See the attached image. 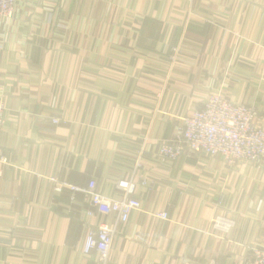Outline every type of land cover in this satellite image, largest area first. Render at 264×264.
I'll return each mask as SVG.
<instances>
[{
    "label": "crops",
    "instance_id": "crops-1",
    "mask_svg": "<svg viewBox=\"0 0 264 264\" xmlns=\"http://www.w3.org/2000/svg\"><path fill=\"white\" fill-rule=\"evenodd\" d=\"M211 94L264 130V0H18L0 23V264H100L82 253L100 221L106 264H252L264 159L157 155ZM121 179L140 209L115 224L82 190L120 199ZM217 215L234 221L224 237Z\"/></svg>",
    "mask_w": 264,
    "mask_h": 264
},
{
    "label": "built area",
    "instance_id": "built-area-1",
    "mask_svg": "<svg viewBox=\"0 0 264 264\" xmlns=\"http://www.w3.org/2000/svg\"><path fill=\"white\" fill-rule=\"evenodd\" d=\"M18 0H0V23L9 21ZM177 52V49H175ZM5 106L0 99V133L5 124ZM257 112L244 104L228 102L221 94H211L202 108L195 110L190 117L180 119L177 135L163 142L158 150L159 158L173 162L185 154H198L217 157L232 168L239 162H248L259 166L264 159V130L256 124ZM57 124V120H53ZM5 164L0 149L1 167ZM139 166V165H137ZM56 182L55 179H51ZM141 185L146 182L142 180ZM117 189L120 199H113L95 190V183L90 181L84 191L89 196L90 205L102 217H112L115 224H125L132 211L140 209V202L135 197L137 184L132 180H118ZM62 185L55 187L60 191ZM77 191V188H71ZM89 215L92 212L88 213ZM167 220L166 212L155 215ZM234 226L228 217L217 215L211 220V231L218 237L226 236ZM115 228L100 221L87 229L82 253L95 252L98 263L106 264L111 250ZM252 264H264V248L254 249Z\"/></svg>",
    "mask_w": 264,
    "mask_h": 264
},
{
    "label": "rangeland",
    "instance_id": "rangeland-1",
    "mask_svg": "<svg viewBox=\"0 0 264 264\" xmlns=\"http://www.w3.org/2000/svg\"><path fill=\"white\" fill-rule=\"evenodd\" d=\"M228 101V100H227ZM228 102H230V101H228ZM206 103V102H205ZM232 103V102H231ZM245 105V104H244ZM247 106V105H246ZM250 107V106H249Z\"/></svg>",
    "mask_w": 264,
    "mask_h": 264
}]
</instances>
